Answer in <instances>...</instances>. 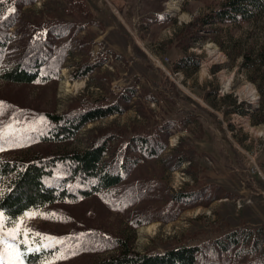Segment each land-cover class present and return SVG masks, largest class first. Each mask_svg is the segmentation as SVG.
<instances>
[{"label": "rangeland", "instance_id": "374dc122", "mask_svg": "<svg viewBox=\"0 0 264 264\" xmlns=\"http://www.w3.org/2000/svg\"><path fill=\"white\" fill-rule=\"evenodd\" d=\"M26 1L0 0V8L17 16L7 30L11 39L2 66L18 57L23 34L42 32L45 23L67 22L78 31L72 37L68 27L60 43L52 40L66 44L61 68L50 81L0 80L4 142L13 143L19 133L2 126L6 113H17L9 106L31 114L59 113L78 103L113 100L119 89L132 87L134 97L123 113L87 123L66 143H37L29 149H82L97 128L112 123L162 127L167 144L154 158L140 157L126 179L107 193L53 204L44 210L48 218L41 211L13 224L3 222V231L22 221L26 229L83 232L90 239L45 264H93L116 254L114 242L107 240L116 237L143 253L178 243L203 246L226 231L250 229L264 248V11L247 21L210 19L184 34L187 45L179 46L175 36L183 26L209 15L223 0H82L83 9L70 0L22 4ZM98 59L97 67L76 75L78 66ZM181 59L182 66L175 68ZM177 155L181 164L170 169ZM208 185L213 192L187 205L173 200L181 188ZM140 213L142 218L149 213L147 222L134 220ZM102 237L106 242H100Z\"/></svg>", "mask_w": 264, "mask_h": 264}, {"label": "trees", "instance_id": "16d2710c", "mask_svg": "<svg viewBox=\"0 0 264 264\" xmlns=\"http://www.w3.org/2000/svg\"><path fill=\"white\" fill-rule=\"evenodd\" d=\"M69 3L83 9L82 0H70ZM0 5L3 4L0 2ZM263 11L264 0H223L209 15L196 16L187 22L175 36L176 43L186 46L187 42L182 40L184 34L208 23L210 19L220 22L247 21ZM86 14L91 15V12L87 11ZM16 17V12H6L4 6L0 8V80L13 83L50 81L61 68L65 53L66 42L60 46L55 42L65 37L66 28L69 27V34L73 37L78 27L67 22L59 25L45 23L41 26L42 32L23 34L25 39L18 46V57L2 66V58L11 39L7 30L16 24ZM26 28L25 31L32 30ZM184 61L181 59L174 67L182 66ZM101 62L100 59L85 62L76 68V75H86ZM133 93L132 87H124L118 90L113 100L78 103L59 113L42 111L31 114L9 106L11 112L17 111L20 117L17 113L14 117H11L12 113H6L7 117L2 122V126L10 125L18 130L13 143L6 144L3 132L0 133V213L5 224H13L26 213L33 212L43 211V218H48L49 213L44 210H49L53 204L105 194L126 179L129 170L139 163L140 157L154 158L166 148L167 136L162 127L149 128L138 123L126 128L112 123L97 128L82 149L50 152L29 149L37 143H66L87 123L123 113L129 108ZM114 141L116 144H112ZM11 150L15 151L14 154L8 155ZM180 164L181 156L177 155L170 169H176ZM189 189L184 187L175 191L173 200L187 205L200 195L213 192L209 185ZM141 214L144 213L135 215L134 220L147 222L149 213L146 218H142ZM30 230L27 243H22L25 240L22 233L16 240L25 264L56 262L90 240L83 232L72 235L48 233L34 228ZM257 235L250 229H233L203 246L201 243H178L165 250L143 253L133 251L126 240L102 237L100 242L111 240L118 250L115 255L99 259L93 264H264V248ZM29 247L39 250L29 252ZM210 251L216 253L213 255ZM218 253L236 262L229 259L222 261ZM239 259H244V262L237 263Z\"/></svg>", "mask_w": 264, "mask_h": 264}, {"label": "snow or ice", "instance_id": "6c2138e0", "mask_svg": "<svg viewBox=\"0 0 264 264\" xmlns=\"http://www.w3.org/2000/svg\"><path fill=\"white\" fill-rule=\"evenodd\" d=\"M28 218H32L38 213H26ZM31 230L22 227V221L15 223V226L9 229L7 232L3 231V214L0 213V244H3V249L0 250V264H23V260L21 256L23 255L19 249L17 244L15 243L17 236L21 233L25 236V240L22 243H27V237ZM39 235V234H37ZM12 242H9V239ZM52 239V238H49ZM59 243L60 241H56ZM48 245H45L47 247ZM39 249L28 248L29 252L38 251Z\"/></svg>", "mask_w": 264, "mask_h": 264}, {"label": "built area", "instance_id": "2783aa9c", "mask_svg": "<svg viewBox=\"0 0 264 264\" xmlns=\"http://www.w3.org/2000/svg\"><path fill=\"white\" fill-rule=\"evenodd\" d=\"M167 61V59H164V62H166ZM159 64V63H158ZM160 67H162L161 65H160ZM163 68V67H162ZM165 71L164 72H166V74H169V72L165 69V68H163Z\"/></svg>", "mask_w": 264, "mask_h": 264}, {"label": "bare ground", "instance_id": "6f19581e", "mask_svg": "<svg viewBox=\"0 0 264 264\" xmlns=\"http://www.w3.org/2000/svg\"><path fill=\"white\" fill-rule=\"evenodd\" d=\"M170 7H171V5H170ZM174 9H175V7H174ZM68 86V85H67Z\"/></svg>", "mask_w": 264, "mask_h": 264}]
</instances>
